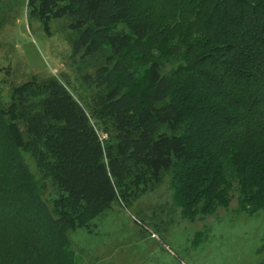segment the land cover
Listing matches in <instances>:
<instances>
[{"label": "trees", "instance_id": "16d2710c", "mask_svg": "<svg viewBox=\"0 0 264 264\" xmlns=\"http://www.w3.org/2000/svg\"><path fill=\"white\" fill-rule=\"evenodd\" d=\"M72 32L67 74L0 104V264H76L79 216L170 175L183 219L264 210V0H26ZM99 91L101 100L87 89ZM51 159L54 205L21 152ZM148 180V179H146Z\"/></svg>", "mask_w": 264, "mask_h": 264}, {"label": "rangeland", "instance_id": "374dc122", "mask_svg": "<svg viewBox=\"0 0 264 264\" xmlns=\"http://www.w3.org/2000/svg\"><path fill=\"white\" fill-rule=\"evenodd\" d=\"M71 37L65 18L46 28L27 15L26 0H0V104L9 102L11 87L32 76L67 74L78 84ZM87 93L96 103L101 100L97 89ZM21 156L44 200L54 205L51 159L35 146ZM121 190L127 201L83 212L69 232L76 264H264V210L247 216L233 200L217 214L183 219L168 174L159 180L130 176Z\"/></svg>", "mask_w": 264, "mask_h": 264}]
</instances>
